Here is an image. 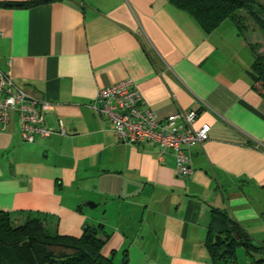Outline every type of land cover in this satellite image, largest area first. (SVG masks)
<instances>
[{
    "label": "crops",
    "instance_id": "0c3cea01",
    "mask_svg": "<svg viewBox=\"0 0 264 264\" xmlns=\"http://www.w3.org/2000/svg\"><path fill=\"white\" fill-rule=\"evenodd\" d=\"M35 1L0 0V70L49 103L46 127L65 134L23 142L17 115L0 130V210L17 225L46 218L61 235L103 226L102 253L117 264L125 253L127 264H211L214 209L264 246V93L250 28L225 20L206 33L171 0L11 7ZM127 79L159 119L196 110V127H210L190 176L172 153L161 162L158 148L121 142L92 109L101 88Z\"/></svg>",
    "mask_w": 264,
    "mask_h": 264
},
{
    "label": "trees",
    "instance_id": "16d2710c",
    "mask_svg": "<svg viewBox=\"0 0 264 264\" xmlns=\"http://www.w3.org/2000/svg\"><path fill=\"white\" fill-rule=\"evenodd\" d=\"M53 1L56 0L16 3L11 7H28ZM171 3L188 13L206 33L230 20L244 35L248 22L242 12H246L264 30V18L260 11L254 9L257 0H171ZM253 52V87L263 94L264 54H260L256 47ZM213 212L215 217L205 242L211 264L234 263L239 246H243L248 255L264 250V246L256 245L247 231L226 212L215 209ZM48 223L46 218L29 215L24 223L17 225L9 212L0 210V264H117L114 254L105 257L102 253L109 237L103 231V226L86 225L82 235L75 237L61 235L56 229L48 227ZM127 261L128 255L125 253L122 264H127ZM262 263L264 258L258 261V264Z\"/></svg>",
    "mask_w": 264,
    "mask_h": 264
},
{
    "label": "built area",
    "instance_id": "2783aa9c",
    "mask_svg": "<svg viewBox=\"0 0 264 264\" xmlns=\"http://www.w3.org/2000/svg\"><path fill=\"white\" fill-rule=\"evenodd\" d=\"M91 107L97 116L111 123L121 142L131 146H154L159 149L161 162L168 153H172L177 173L182 177L193 173L192 148L209 140L210 127H196V110L181 111L159 119L146 105L131 79L101 88ZM49 109V103L17 86L9 73L0 70V130L6 131L12 117L17 115L23 142L34 143L37 138L65 134L63 123L60 130L46 127L45 116Z\"/></svg>",
    "mask_w": 264,
    "mask_h": 264
},
{
    "label": "rangeland",
    "instance_id": "374dc122",
    "mask_svg": "<svg viewBox=\"0 0 264 264\" xmlns=\"http://www.w3.org/2000/svg\"><path fill=\"white\" fill-rule=\"evenodd\" d=\"M255 10L260 11L261 16L264 18V0H257V4L255 5ZM245 18H247V25L250 28L247 32L248 39L255 43V46L260 54H264V30L260 29L258 25L255 24L254 20L247 15L246 12H242ZM236 260L234 263L230 264H257L258 261H260L262 258H264V255L261 256L260 254H256L255 252L248 256L246 254L245 248L243 246H239L236 251ZM252 256L254 258H252Z\"/></svg>",
    "mask_w": 264,
    "mask_h": 264
},
{
    "label": "water",
    "instance_id": "95a60500",
    "mask_svg": "<svg viewBox=\"0 0 264 264\" xmlns=\"http://www.w3.org/2000/svg\"><path fill=\"white\" fill-rule=\"evenodd\" d=\"M93 206H96L95 204Z\"/></svg>",
    "mask_w": 264,
    "mask_h": 264
}]
</instances>
